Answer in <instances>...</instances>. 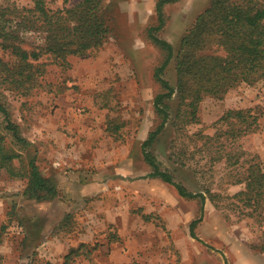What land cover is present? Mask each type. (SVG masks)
I'll use <instances>...</instances> for the list:
<instances>
[{
    "label": "rangeland",
    "instance_id": "374dc122",
    "mask_svg": "<svg viewBox=\"0 0 264 264\" xmlns=\"http://www.w3.org/2000/svg\"><path fill=\"white\" fill-rule=\"evenodd\" d=\"M81 1L45 3L57 10ZM160 1L104 0L100 15L111 31L102 47L70 56L69 68L44 55L43 87L31 96L0 86V103L27 144L7 135L9 142L57 187L55 197L37 200L26 180L0 175V264H64L82 245L70 264H264V196L245 195L249 167L264 171V82L237 85L223 100L206 96L196 120L180 115L177 92L165 100L168 121L148 150L205 199L183 198L150 176L142 147L162 123L154 102L164 90L154 75L167 54L152 35L174 49L163 78L177 88L181 40L214 0L166 1L157 30ZM35 2L0 0V8ZM24 40L28 48L44 44L35 32ZM1 42L0 59L10 61ZM205 53L225 54L215 45ZM230 110L256 117L248 134V124L222 121ZM3 122L0 114L6 134ZM199 219L194 238L190 226Z\"/></svg>",
    "mask_w": 264,
    "mask_h": 264
},
{
    "label": "trees",
    "instance_id": "16d2710c",
    "mask_svg": "<svg viewBox=\"0 0 264 264\" xmlns=\"http://www.w3.org/2000/svg\"><path fill=\"white\" fill-rule=\"evenodd\" d=\"M166 1L176 0L159 2L157 11L160 26L157 30L163 26L162 7ZM103 3L104 0H82L71 7L51 10L47 8L45 0H36L32 9H19L15 6L0 8L1 45L12 55L10 61L0 59V86L23 97L31 96L34 91L43 87L46 64L39 61L44 55H51L56 64L69 68L70 56L85 57L94 49L102 47L111 31L106 19L100 15ZM33 32L44 38V44L36 48L25 47L27 41L24 39ZM152 38L162 49H166L167 54L154 75L164 90L156 96L154 102L162 123L143 143L144 157L153 169L151 177L160 178L173 186L183 198L201 197L203 200V194L189 192L169 172L163 171L148 148L168 121L170 107L165 100L171 99L176 92L180 98V115L189 112L191 120H196L198 106L206 96L223 100L237 85L245 83L253 86L264 82V1L214 0L181 40L176 57L177 88H173L163 78V73L174 56V49L154 35ZM214 45L225 54L205 53L207 48ZM250 112L230 110L222 121L237 120L248 124L244 132L246 135L257 120ZM0 114L4 118L3 130L6 133L0 132V175L26 180L29 194L37 200L55 197L57 187L53 181L42 174L36 161L30 160L27 163L24 156L9 142L7 135L15 146L27 144L20 135L19 126L13 123L9 111L1 103ZM252 119L254 121L250 122ZM113 129L115 127L111 125L109 130ZM17 160L18 165L15 163ZM248 172L245 195L252 201H259L264 196V171L256 163L249 167ZM144 218L150 220L149 216ZM200 221L201 219L196 220L190 226L194 238L197 237L195 227ZM85 248L82 245L78 249H71L64 264H70L72 257L80 255V249Z\"/></svg>",
    "mask_w": 264,
    "mask_h": 264
}]
</instances>
